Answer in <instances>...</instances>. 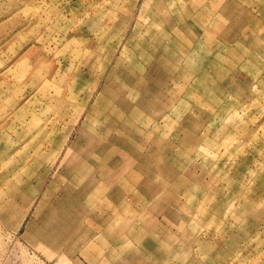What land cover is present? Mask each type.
Masks as SVG:
<instances>
[{"label":"rangeland","instance_id":"obj_1","mask_svg":"<svg viewBox=\"0 0 264 264\" xmlns=\"http://www.w3.org/2000/svg\"><path fill=\"white\" fill-rule=\"evenodd\" d=\"M0 264H264V0H0Z\"/></svg>","mask_w":264,"mask_h":264},{"label":"crops","instance_id":"obj_2","mask_svg":"<svg viewBox=\"0 0 264 264\" xmlns=\"http://www.w3.org/2000/svg\"><path fill=\"white\" fill-rule=\"evenodd\" d=\"M22 32H26L29 31L28 28L26 29V26H24L22 29H21ZM21 33V32H20ZM19 33V34H20ZM15 44L19 43H25L26 44V40H22V42H20L19 40L17 41H14ZM26 60V50L22 51V53H20V55L18 56V58L15 60L14 63H17V62H25ZM25 76H26V73H25Z\"/></svg>","mask_w":264,"mask_h":264},{"label":"bare ground","instance_id":"obj_3","mask_svg":"<svg viewBox=\"0 0 264 264\" xmlns=\"http://www.w3.org/2000/svg\"><path fill=\"white\" fill-rule=\"evenodd\" d=\"M171 14V13H170ZM137 46V45H136ZM135 46V47H136ZM137 48V47H136ZM139 49H140V47H139ZM143 51V50H142ZM141 52V51H140ZM147 53V52H146ZM134 54V53H133ZM139 54V53H138ZM137 54V55H138ZM143 54V53H142ZM136 55V56H137ZM149 55V54H148ZM142 56H144V55H142ZM141 56V57H142ZM140 57V58H141ZM117 78H120L119 76H117ZM121 82V81H120ZM114 86V85H113ZM115 90H116V93L118 94L117 96L118 97H122L123 95H125V88H124V85H122V84H120V83H118L117 85H116V87H115ZM114 91V90H113ZM132 93V92H131ZM113 94V93H112ZM116 98V97H115ZM117 99V98H116ZM113 100V99H112ZM121 101H123V100H121ZM112 103V102H111ZM121 103V102H120ZM119 103V104H120ZM92 119V118H91Z\"/></svg>","mask_w":264,"mask_h":264}]
</instances>
